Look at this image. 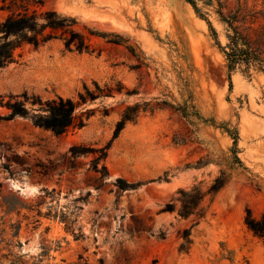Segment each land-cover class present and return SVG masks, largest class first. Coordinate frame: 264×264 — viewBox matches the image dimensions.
<instances>
[{
    "label": "rangeland",
    "instance_id": "374dc122",
    "mask_svg": "<svg viewBox=\"0 0 264 264\" xmlns=\"http://www.w3.org/2000/svg\"><path fill=\"white\" fill-rule=\"evenodd\" d=\"M195 1L199 13L186 0H44L45 8L77 20L95 52H71L55 40L38 49L25 45L0 67V264H264L262 241L244 225L248 209L255 217L264 213V73L230 75L203 20L224 47L227 28L220 19H237L264 59V0ZM5 18L0 10V23ZM90 30L129 39L148 66L136 69L124 46ZM116 81L137 95L82 107L98 110L65 135L21 117L7 119L6 104L23 101L24 94L42 102L77 101L84 88ZM156 100L187 103L189 121L158 109L113 139L126 106ZM224 125L239 133L240 164L232 162ZM72 147H108L107 177L91 168L95 155L73 157ZM222 171L230 181L197 225L195 218L162 212L179 190L205 191ZM118 178L140 186L123 192ZM16 186L35 191L25 195ZM61 214L83 239L67 230ZM189 228L190 251L180 254L178 234Z\"/></svg>",
    "mask_w": 264,
    "mask_h": 264
},
{
    "label": "trees",
    "instance_id": "16d2710c",
    "mask_svg": "<svg viewBox=\"0 0 264 264\" xmlns=\"http://www.w3.org/2000/svg\"><path fill=\"white\" fill-rule=\"evenodd\" d=\"M193 9L199 13V8L195 0H186ZM1 11L6 13V18L0 23V67L4 68L14 61L17 50L25 45H29L34 49L43 47L52 41L61 40L64 47L68 51H76L78 53L95 52L90 41L77 30L78 22L75 18L60 14L54 9L45 8L44 0H2ZM214 36L216 45L224 52L227 61L229 74L241 70L245 74H250L252 70L264 73V59L261 54L252 46L247 36L235 25L237 19L232 17H222L220 21L227 28V44L222 47L218 41L217 33L209 19L203 17ZM90 36L103 38L107 43L124 46L126 50L139 63L136 69L148 66L145 64L144 54L136 46L130 43L129 39H123L118 35H109L98 33L90 30ZM118 95H125L127 98L137 95V91L127 90L119 81L104 84L100 86L94 83L93 89L84 88V91L78 94L77 101L72 99H64L58 97L56 99L42 102L39 98H29L26 94L22 96L23 101H9L6 106L11 111L7 119L21 117L31 121L33 126L49 130L56 136H62L71 130L81 129L85 126L86 121L93 116L98 109H86L82 107L93 104L96 101H103L107 98H115ZM29 102L32 106H38L37 110H29L25 103ZM170 108L179 113L183 118L189 121L190 114L188 110L192 108L185 103L183 107L173 105L172 103L162 100L155 102L135 103L128 105L121 113V118L117 122L113 139H116L126 124L134 123L141 114H153L158 109ZM81 109V110H80ZM103 115L107 116L110 109L102 106L100 110ZM222 129L229 135L233 141L230 150L232 162L240 164L238 153L239 133L234 129L224 125ZM184 143V142H183ZM107 149H91L84 147H72L71 153L73 157H80L88 154L95 155L91 162V168L100 174L102 179L108 175V170L103 162L107 158ZM101 165V167H100ZM230 175L220 172L207 190H203L199 186H194L189 190H179L175 199L165 204L162 209L164 213H174L182 219L195 218L197 225L201 219L206 216L210 203L215 196L229 183ZM121 191L136 190L140 186L139 183H128L118 178L115 182ZM54 192V190L52 191ZM45 194H49L47 190ZM209 198V204L205 205L206 199ZM60 219L67 222V230L73 233L72 226L74 221L70 222L65 214H61ZM244 225L247 230L257 239L262 241L264 245V213L255 217L250 209L246 211ZM193 228V227H192ZM184 229L179 232L178 236L180 244L178 252L180 254H188L192 245L191 229ZM20 227L17 230L19 233ZM16 234V235H17ZM76 240L83 239L80 229L78 233H73ZM163 236V235H161ZM81 260L82 257H79ZM87 264V263H86Z\"/></svg>",
    "mask_w": 264,
    "mask_h": 264
},
{
    "label": "water",
    "instance_id": "95a60500",
    "mask_svg": "<svg viewBox=\"0 0 264 264\" xmlns=\"http://www.w3.org/2000/svg\"><path fill=\"white\" fill-rule=\"evenodd\" d=\"M17 190L21 193H24L25 195H30L35 191V189L31 187H25V188L18 187Z\"/></svg>",
    "mask_w": 264,
    "mask_h": 264
},
{
    "label": "bare ground",
    "instance_id": "6f19581e",
    "mask_svg": "<svg viewBox=\"0 0 264 264\" xmlns=\"http://www.w3.org/2000/svg\"><path fill=\"white\" fill-rule=\"evenodd\" d=\"M16 188H18V186H16Z\"/></svg>",
    "mask_w": 264,
    "mask_h": 264
}]
</instances>
